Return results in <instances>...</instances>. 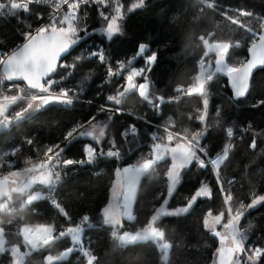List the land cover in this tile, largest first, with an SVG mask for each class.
I'll return each mask as SVG.
<instances>
[{"label": "trees", "instance_id": "obj_1", "mask_svg": "<svg viewBox=\"0 0 264 264\" xmlns=\"http://www.w3.org/2000/svg\"><path fill=\"white\" fill-rule=\"evenodd\" d=\"M133 2L135 0H122L125 8ZM101 10L107 9L94 5L78 15V22L87 27L90 35L62 60L67 64H75V68H62L55 74L58 83L54 88H70L78 99L72 106L50 105L42 108L12 125L10 130L0 134V154L20 146L21 151L17 156L7 160H15L18 163L17 169L25 167L26 160L34 159L32 162L37 163L39 156L45 154V147L60 143L73 126L83 124L85 128L90 118L95 116L92 123L105 126L104 142L111 134L123 159L98 157L93 164H82L69 170L57 187L55 197L72 217L71 225L45 199L34 202L15 216L4 217L0 226L11 233L8 238L15 244L22 242V237L16 233L24 224L44 223L66 228L75 226L87 215L89 221L85 224L82 245L97 255L99 264H213L219 238L204 227L203 219L211 210L215 215L224 211L227 220L228 205L224 203L220 185L231 192V207L234 211L241 204L247 206L253 196L264 194V105L256 106L258 101L264 100V68L255 73L249 92L243 98L234 97L227 79L222 75L209 82V105L204 122L197 119L203 110V97L184 96L177 91V87L187 88L195 82L194 77L199 73L201 60L207 63L210 59L214 66L215 55L210 54L208 58L203 55L205 45L200 39L202 36L209 42L240 43V47L230 50L226 62L235 64L246 60L251 43L250 32L232 24L224 13L231 16L237 10L250 11L253 13L251 17L236 19L241 20L249 30H262L264 0H145L144 7L125 12V19L121 22L123 34L112 43L106 42L102 32L91 35L106 26V22L99 16ZM40 12L34 10L29 15L19 12V19L0 17V52L11 51L22 44L24 40L21 33L34 30L43 22L44 19L36 18ZM28 24L32 25V29L27 28ZM81 35L84 33L81 32ZM102 41L105 49L110 50L113 62L130 58L140 43L157 52L158 60L148 73L150 90L169 101L159 113L137 91L128 93L121 99L120 105L106 100L107 95L115 94L117 84H122L123 79L113 77L109 80L105 65L90 55L101 46ZM142 63V60H137L134 66L138 67ZM138 82H143V79L138 78ZM25 91L31 94L33 90ZM101 105L110 110L99 111ZM116 108L120 109L119 113L115 112ZM166 122L170 124L171 130L180 131L181 135L184 129L205 131L201 143L210 157L222 152L225 145H231L228 159L219 169V183L211 167L201 169L193 163L182 173L180 184L169 198V203L164 206L168 211L184 206L187 199L203 184H208L212 195L198 198L186 214L178 217L163 216L157 222V226L165 231L167 242L172 245L167 261L154 241L116 246L111 238L112 229L102 223L103 208L109 201L110 188L115 180V169L131 165L147 156L151 150L149 142L155 125L164 126ZM132 124L139 130L137 136L123 137V132ZM228 127L233 128L234 137L226 135ZM26 138H32L34 144H23ZM253 139L256 148L251 147ZM89 144L97 147V143L80 138L62 156L83 159L84 148ZM104 145L108 146L107 143ZM169 163L166 159L154 172L141 178L133 206L135 220H125L121 232L125 229L136 231L146 226L154 209L161 206L167 196L166 169ZM27 194L18 195V198L13 194L10 203L22 202ZM246 208L239 223L241 231L247 230L245 247H264V202L249 211ZM250 223L253 227L248 229ZM89 224L92 226L88 227ZM72 245L70 237H64L47 248L34 250L26 257L25 264H48L47 255H59ZM8 261L7 254L0 256V264H8ZM54 264H86V258L83 252L76 250L70 257L55 261ZM259 264H264V258H261Z\"/></svg>", "mask_w": 264, "mask_h": 264}, {"label": "snow or ice", "instance_id": "obj_2", "mask_svg": "<svg viewBox=\"0 0 264 264\" xmlns=\"http://www.w3.org/2000/svg\"><path fill=\"white\" fill-rule=\"evenodd\" d=\"M40 3H51L54 11L48 15L47 22L41 23L34 30H26L21 33L24 42L11 51L0 52V66H3V72L0 74V85L6 81H23L27 89L33 90L31 94L25 91L24 87L13 83L8 91L15 90V94H6L0 89V132L8 130L12 125L18 124L28 115L38 112L42 108L50 105L72 106L78 99L77 94L70 88L61 87L58 90L54 85L58 83L55 74L62 68H75V64H67L62 61L65 56L81 41L86 40L90 33L87 27L78 22L77 14L81 5L96 4L100 5L106 11H99L100 18L106 22V26L98 32L91 33L96 35L102 32L106 42L112 43L115 38L123 34L122 21L125 19V12H132L138 8L144 7L145 0H135L130 7L125 6L120 0H7L0 2V17L11 16L19 19L18 13H28L30 5ZM67 5V12L61 14L62 6ZM217 7V5H210ZM226 19L239 28L250 32L251 43L248 47L249 58L238 61L235 64L226 62L230 50L241 46L240 43L233 44L229 41H217L210 43L203 36L200 38L204 45V57L208 58L210 54L215 55L214 66L209 59L207 63L201 60L199 74L194 77V83L187 88L178 89V92L184 96L198 95L203 97V110L199 112L197 119L204 122L208 112V83L213 80L217 73H223L229 78L230 87L234 92L235 98H243L249 92L250 80L253 70L258 67H264V29L249 30L245 28L244 23L236 17H251L250 11L237 10L234 15L224 13ZM39 20H43L42 15H37ZM264 22V20H262ZM32 29V25H27ZM81 32L84 35H81ZM254 38V39H252ZM101 46L90 53L99 62L107 68L109 80L115 77L118 80L123 79L122 84H117L114 95H107L106 100L114 102L115 105L121 104V98L126 94L138 91L139 96L144 101L151 104L159 113L162 106L168 103L164 96L156 95L155 91L150 92V81L148 73L151 72L158 60L156 51L150 50L149 46L140 43L136 51L127 60L118 59L113 62L110 58V50ZM142 60L140 66H134L135 61ZM114 64V67H113ZM137 78H142L143 82L137 83ZM122 89V90H121ZM13 108V106H17ZM264 105V100L257 102L256 106ZM12 109L10 112L9 110ZM110 109L101 105L99 111L108 112ZM120 112L119 108L115 109ZM219 115V113H217ZM111 119V117H109ZM95 116L88 121V126L84 130V125L73 126L66 132L63 140L54 146L45 147V155L40 158L38 163L26 160V165L20 170H12L6 163L7 158L16 157L21 151L20 146H14L11 151L4 150L0 154V209L6 208L5 200H11L12 195L22 192H28L21 207H27L34 202L48 199L50 203L63 214L66 221L71 225L72 217L66 212L55 198L57 185L61 181V172L58 168L73 165L92 164L97 156H106L110 158L123 159L121 152L115 146L112 140L109 149L105 152L100 147H94L91 144L84 148L83 159L64 158L62 154L73 145L74 141L83 137H91L99 145L102 138L105 137V126H97L92 121ZM168 122L163 126V134L151 133V150L147 156H143L136 163L125 167L115 169V182L112 188L113 202L103 208V225L109 226L111 238L116 246L133 245L139 241H154L160 251L164 253V260L167 261V250L172 245L166 240V233L162 227L155 226L156 222L163 216H180L186 214L196 204L198 198L210 197L212 190L208 184H203L188 199L184 206L177 207L168 211L164 206L169 203V198L180 184L182 173L193 163L201 169L211 167L215 170V176L219 183V169L229 156L231 145H225L222 152L216 154L214 158L209 154L201 143L205 136V131L169 130ZM137 127L132 124L123 132V137L132 135L137 136ZM226 135H233V128L228 127ZM23 144L29 146L34 144L32 138L23 140ZM63 145V146H61ZM252 148H256V141L253 139ZM170 161L166 169L167 196L160 207L154 209V215L146 226L136 231L123 230L124 219L128 221L135 220L132 214V205L136 199L137 187L140 180L145 175H150L161 162ZM40 186V187H34ZM225 205L227 207V220L225 221V212L220 211L214 215L209 210L204 219V227L219 238V247L216 249V259L213 264H259L261 258H264V247L246 248L245 241L247 236L245 231H241L239 223L244 216V209L256 207L264 202V195L253 196L251 202L245 206L241 204L239 209L233 210L231 201L233 196L228 189L220 185ZM34 193V194H33ZM89 217L85 215L75 226L66 228H57L51 224L28 225L24 224L19 228L16 235L22 237L21 243H11V233L6 232V228L0 226V256L7 254L9 256L8 264H25L26 257L30 251L47 248L64 237H70L73 246H69L59 255H47L48 264H54L55 261H61L70 257L74 251L83 252L86 258V264H99L98 257L92 251L87 250L81 243L82 233L85 230V224ZM92 225H88L91 227ZM220 226L221 230H217ZM253 225L250 223L248 229Z\"/></svg>", "mask_w": 264, "mask_h": 264}, {"label": "built area", "instance_id": "obj_3", "mask_svg": "<svg viewBox=\"0 0 264 264\" xmlns=\"http://www.w3.org/2000/svg\"><path fill=\"white\" fill-rule=\"evenodd\" d=\"M0 2H7V0H0ZM115 2V0H113V3ZM120 2L122 3V0H120ZM94 5H96V4H88V5H81V8H80V11H79V13L77 14V17H78V15H80L85 9H87V8H91V7H93ZM34 10H38V11H41L40 13H39V15H42L43 17H44V20H43V22L42 23H46L47 22V17H48V15H50L53 11H54V9H53V7H52V4L51 3H40V4H32V5H30V9H29V12L28 13H25V12H22L24 15H29V14H31L32 13V11H34ZM65 12H67V5H64V6H62V8H61V14H63V13H65ZM2 72H3V69H2V66H0V74H2ZM13 83H16V84H18V85H20L21 87H24L25 88V90H27V87H26V85H25V83H23V82H12V81H4L3 82V84L2 85H0V89H2V90H4L5 91V93L6 94H11L12 92H15V90H12L11 92H9L8 91V89H9V86L10 85H12ZM182 87L181 86H179V87H177V90L178 89H181ZM28 90H30V89H28ZM152 108H154L151 104H149ZM11 128V127H10ZM10 128L8 129V130H10ZM162 129H163V125H155V127H154V132H156L157 134H163V131H162ZM8 130H5V131H3V132H0V134H2V133H4V132H6V131H8ZM169 130H171V129H169ZM105 137H106V135H105ZM108 137V139L106 140V142H104V138L103 139H101V141H100V143H99V145H97V147H100V148H102L105 152L109 149V146H110V143H111V141L113 140V136L110 134V135H108L107 136ZM231 137H234V133H233V135L231 136ZM104 143H107V147L104 145ZM152 143H153V141L152 140H150V142H149V147H151V145H152ZM45 154H42V155H40L39 156V158H38V161H40V158H42L43 156H44ZM85 155V154H84ZM98 157H106V156H97V158ZM210 157V156H209ZM65 158V157H64ZM97 158H96V160H97ZM211 158H214V157H211ZM31 161H34V159H30ZM6 163H7V165L9 166V167H11V169L12 170H15V169H17V167H18V163L15 161V160H7L6 161ZM134 163H136V162H134ZM134 163H132V164H134ZM93 164V163H92ZM78 166H80V165H73V166H67V167H63V168H58L57 170H59L60 172H61V181H60V183L66 178V176L68 175V172H69V170L70 169H73L74 167H78ZM0 170H2V169H0ZM60 183L57 185V187L60 185ZM56 190H57V188H56ZM56 193V192H55ZM56 198V197H55ZM46 200H48V199H46ZM49 202H50V200H48ZM25 201H23V202H21V203H19V204H11L10 202H8V201H4V204L7 206L6 208H3V209H0V222H1V220L4 218V217H11V216H15L17 213H20V212H22V211H25L26 210V208L29 206H27V207H24V208H22L21 207V205H22V203H24Z\"/></svg>", "mask_w": 264, "mask_h": 264}, {"label": "rangeland", "instance_id": "obj_4", "mask_svg": "<svg viewBox=\"0 0 264 264\" xmlns=\"http://www.w3.org/2000/svg\"><path fill=\"white\" fill-rule=\"evenodd\" d=\"M210 43H215V42H210ZM198 74H199V73H198ZM149 81H150V89H151V80L149 79ZM137 83H140V82H138V78H137ZM150 91H151V90H150ZM137 92H138V91H137ZM126 96H127V94H126ZM126 96H125V97H126ZM125 97H123V98H125ZM123 98H121V99H123ZM97 126H100V125H97ZM85 128H87V126H86ZM85 128H84V129H85ZM84 129H83V130H84ZM104 138H105V137H104ZM102 139H103V138H102ZM30 166H31V165H25V167H30ZM126 166H129V165H126ZM124 167H125V166H124ZM23 168H24V167H23ZM21 169H22V168H21ZM15 170H20V169H15ZM15 170H14V171H15ZM115 179H116V177H115ZM114 182H115V180H114ZM114 182H113V184H112V186H111V188H110L109 201H108V203H107V205H106L105 207H107L109 203L113 202V192H112V188H113ZM34 187H39V186H34ZM137 188H138V187H137ZM25 193H28V192H22V193H19V194H15V193H14V194H15V197L18 198V197H19L18 195L25 194ZM262 195H264V194H262ZM6 201L9 202L10 200H6ZM260 204H261V203H260ZM260 204H258V205H260ZM258 205H257V206H258ZM133 206H134V203H133V205H132V209H131V210H132V214H133V216H135V215H134V212H133ZM257 206H256V207H257ZM256 207H254V208H256ZM254 208H251V209H254ZM246 209H247V211L251 210V209H248V208H246ZM154 214H155V213H154ZM154 214H153V215H154ZM214 215H215V214H214ZM125 220H127V219L125 218L124 221H125ZM159 220H160V219H159ZM159 220H158V221H159ZM158 221H157V222H158ZM157 222H156V225H155V226H157ZM123 223H124V222H123ZM217 229H219V230L222 231V229L220 228V226H217ZM82 235H83V233H82ZM81 243H82V239H81ZM72 246H73L74 248L76 247L75 245H72ZM24 250H26V251H30V253H32V252L34 251V250H28V249H26V248H25ZM169 250H170V249L167 250V255H168V253H169Z\"/></svg>", "mask_w": 264, "mask_h": 264}, {"label": "water", "instance_id": "obj_5", "mask_svg": "<svg viewBox=\"0 0 264 264\" xmlns=\"http://www.w3.org/2000/svg\"><path fill=\"white\" fill-rule=\"evenodd\" d=\"M67 55H68V54H66L65 56H63V57H62V60H63ZM247 58H249V53H248ZM263 68H264V67H258V68H256V69L253 70L252 77H251V80H250V84H251V82H252V79H253L255 73H256L258 70L263 69ZM2 69H3V66H2ZM218 75H222V76H224V77L227 79L228 86H229L230 90L233 92V90H232L231 87H230L229 78H228L225 74H223V73H217L216 76H218ZM216 76H215V77H216ZM215 77H214V78H215ZM214 78H213V79H214ZM12 82H23V81H12ZM23 83H25V82H23ZM233 94H234V92H233ZM83 138L89 139L91 142H95V141H93V139H92L91 137H83ZM215 259H216V256H215Z\"/></svg>", "mask_w": 264, "mask_h": 264}, {"label": "crops", "instance_id": "obj_6", "mask_svg": "<svg viewBox=\"0 0 264 264\" xmlns=\"http://www.w3.org/2000/svg\"><path fill=\"white\" fill-rule=\"evenodd\" d=\"M33 114V113H32ZM32 114H30V115H32ZM29 116V115H28ZM34 194V193H33Z\"/></svg>", "mask_w": 264, "mask_h": 264}]
</instances>
